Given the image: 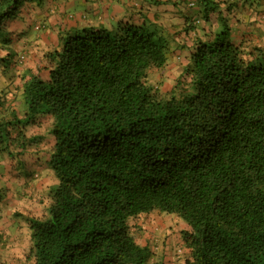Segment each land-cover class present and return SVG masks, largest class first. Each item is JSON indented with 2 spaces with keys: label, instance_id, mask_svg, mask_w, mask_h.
<instances>
[{
  "label": "trees",
  "instance_id": "obj_1",
  "mask_svg": "<svg viewBox=\"0 0 264 264\" xmlns=\"http://www.w3.org/2000/svg\"><path fill=\"white\" fill-rule=\"evenodd\" d=\"M42 1L0 0V72L19 79L0 95V154L28 186L48 179L24 264H150L132 230L151 214L180 220L186 264H264L263 51L194 38L165 93L150 81L172 56L163 32L121 21L59 33L18 76L6 28Z\"/></svg>",
  "mask_w": 264,
  "mask_h": 264
},
{
  "label": "crops",
  "instance_id": "obj_2",
  "mask_svg": "<svg viewBox=\"0 0 264 264\" xmlns=\"http://www.w3.org/2000/svg\"><path fill=\"white\" fill-rule=\"evenodd\" d=\"M191 1L194 7L183 9L182 4L189 5ZM239 4L241 8L237 11ZM216 9H219L218 16L212 13L211 20L204 18L211 14V10ZM190 14L192 16H189ZM224 17L230 21V25ZM121 21H132L135 24L151 27L154 25L163 32L172 54L165 71L171 70L176 73L180 63L187 64L184 56L189 53L194 38L209 41L214 35H220L218 30L221 22L224 24L223 28H227L226 31L229 32L228 35L234 43H243L242 48L245 52L257 50L264 53V0H217L215 7L210 0H43L40 5L35 2L26 3L18 9L9 28H6L9 30L7 45L14 55L24 48L23 53L28 58L25 71L30 68L36 72L37 65L42 67L43 64H34V62L39 63V57L44 55V50L59 45V33L80 27L96 30L113 29ZM193 22L202 25L192 29ZM40 24L45 28L40 31L35 30ZM0 41L1 44L3 40ZM179 58H182L183 62ZM14 80L12 86V83L8 82L7 75L0 72V89L6 86L16 87L19 79ZM15 94L19 93L15 92ZM17 97L14 96V99L20 98ZM35 131L39 132V130ZM0 170H3L0 171V193L6 188L5 196L0 197V264L3 262L24 264L25 256L30 249L26 218L36 216L34 211L30 213L29 206L40 207L38 197L48 183V179L44 180L36 173L35 186L33 184L28 186L25 174L19 172L17 174L14 162L1 154ZM153 232L157 245L155 254L160 257L162 264L168 262L183 264V261L188 259L187 257L183 260L182 255H179L181 252H187L186 256H188V251L182 246L181 237L177 233H169L166 227L158 230L157 226H154ZM162 240L163 247L160 248ZM137 242L154 250L147 239Z\"/></svg>",
  "mask_w": 264,
  "mask_h": 264
},
{
  "label": "rangeland",
  "instance_id": "obj_3",
  "mask_svg": "<svg viewBox=\"0 0 264 264\" xmlns=\"http://www.w3.org/2000/svg\"><path fill=\"white\" fill-rule=\"evenodd\" d=\"M210 1L212 2V6L215 7L217 0H210ZM228 4H232V3H228ZM192 5H193V3L191 1V2H189V5H187L185 3L182 4V7H183V9H188L187 7H191ZM218 8H220V7H218ZM240 8H241V6L239 4V6H238V8H236V10L238 11ZM210 13L211 14L208 17L205 16L204 18L205 19L208 18L209 20H211L212 13L215 14L214 16H218L219 15V9H216L214 11L211 10ZM220 13L223 14V12H220ZM233 13L234 12H232L231 15H233ZM231 15L229 14V16H231ZM189 16H192V14H190ZM189 19H190V17H189ZM224 19L227 20V23L229 25L231 24L230 21L226 17H224ZM230 20H232V19H230ZM189 21H191V20H189ZM198 24H199L198 22H193V25L195 26L194 28H197V27L202 25V24H200V25H198ZM196 25H198V26H196ZM41 26H43V24H40L38 27L41 28ZM223 27H224V24H222V22H221L220 29L218 30V32L220 34L227 32L226 31L227 28H223ZM222 34L219 36L220 38L223 37ZM24 71H25V66L19 68L17 75L20 76ZM179 74H180L179 69L177 70L176 73L171 71V70L170 71L169 70H166V71L165 70H160V71L153 70L150 73V77H151L150 81L153 85H157L165 93H173V92L176 93L177 92V86H178V79L177 78L179 77ZM3 90L4 89H0V95L1 94L3 95L6 89L4 91ZM9 97H10V95L7 96L8 100H10ZM5 102L7 105H10V103H8L7 101H5ZM20 108L23 110V111H21V116H23L24 106H22V104H21ZM1 116L2 115L0 114V117ZM0 122H1V120H0ZM0 171L2 172L3 170H0ZM0 183H1V179H0ZM5 191H6V188L3 191H1L0 197L5 196ZM35 209L37 212L35 211ZM29 211H30V213H31V211H34L36 216H40V215L44 214L43 209L41 207H39V205L31 207V208L29 206ZM144 221L145 222L143 224H142V222L139 223V228H136L133 226L132 232L134 234L135 239H137V241H143V240L147 239L150 242L149 245L153 248L157 247L156 242H155L156 240H154V236H153L154 235V232H153L154 226H157L158 230H160L163 227H166V229L169 231V233L171 232V233H177V234H179L178 232L180 230V226H182L180 220L177 217L171 216V215H166V214H151L146 218L144 217ZM146 226L149 228H147ZM170 236H171V234H170ZM162 242H164V241L163 240L160 241V248L163 247ZM179 255H182L183 260H185L187 258V256H186L187 252H185V253L181 252ZM25 258H26V256H25ZM160 261H161L160 257L155 254V258L150 260V264H162V262H160ZM185 262L186 261H183V264ZM170 263L171 262H168V264H170ZM2 264H10V263L3 262Z\"/></svg>",
  "mask_w": 264,
  "mask_h": 264
},
{
  "label": "clouds",
  "instance_id": "obj_4",
  "mask_svg": "<svg viewBox=\"0 0 264 264\" xmlns=\"http://www.w3.org/2000/svg\"><path fill=\"white\" fill-rule=\"evenodd\" d=\"M38 26H39V25H37V26H36V30H39V31L45 28V26H44V25H43V26H41V28H40V27H38Z\"/></svg>",
  "mask_w": 264,
  "mask_h": 264
}]
</instances>
